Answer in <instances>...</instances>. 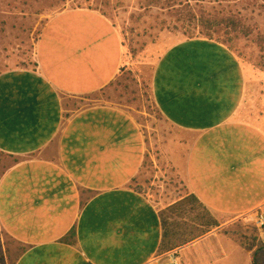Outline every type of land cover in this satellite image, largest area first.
<instances>
[{
  "label": "crops",
  "instance_id": "1",
  "mask_svg": "<svg viewBox=\"0 0 264 264\" xmlns=\"http://www.w3.org/2000/svg\"><path fill=\"white\" fill-rule=\"evenodd\" d=\"M122 51L108 18L66 8L42 27L34 68L0 72V152L15 158L0 176V228L23 247L14 264H147L159 251L160 208L130 186L146 154L142 130L119 107L65 104L106 86ZM150 85L158 112L187 138L176 161L189 193L216 217L264 206V130L237 116L245 76L234 53L201 36L174 41ZM211 229L181 244L182 264H252Z\"/></svg>",
  "mask_w": 264,
  "mask_h": 264
},
{
  "label": "rangeland",
  "instance_id": "2",
  "mask_svg": "<svg viewBox=\"0 0 264 264\" xmlns=\"http://www.w3.org/2000/svg\"><path fill=\"white\" fill-rule=\"evenodd\" d=\"M76 7L93 9L111 21L121 39L122 63L106 86L79 98H65V104L72 110L109 104L136 121L145 139L146 154L130 186L150 197L160 211L189 193L177 166L180 161H176L185 153L187 138L158 112L150 85L154 64L163 49L188 38V33L178 27L181 13L191 9L197 14L205 10L241 16L245 32L220 29L213 31L211 38L228 47L244 70L245 91L237 116L264 130V4L251 5L244 0H0V72L34 68L36 43L46 21L63 9ZM194 36L204 35L196 30ZM14 160L0 152V176ZM193 207L191 216L216 220L218 225L211 231L234 240L250 255L257 251V261L264 262V248L260 247L264 246V229L256 217L257 212H264V206L233 217H216L200 203ZM168 220L180 232L186 226H179L173 217ZM176 247L182 264V245ZM21 248L0 228V264H12ZM163 253L158 251L157 255Z\"/></svg>",
  "mask_w": 264,
  "mask_h": 264
},
{
  "label": "trees",
  "instance_id": "3",
  "mask_svg": "<svg viewBox=\"0 0 264 264\" xmlns=\"http://www.w3.org/2000/svg\"><path fill=\"white\" fill-rule=\"evenodd\" d=\"M244 1H246L247 4L251 5L262 6L264 4V0ZM181 14L182 20L181 24H179L178 27L184 29V31L188 33V38L198 37L194 36L196 30L197 33L203 34V37L208 39H212L211 35L213 31L220 29L245 32L241 16L232 14L230 12L210 13L205 10H201L200 13L197 14L192 12L191 9H188L187 12ZM194 203L199 202L194 194L189 193L182 196L180 199L176 200L160 211L162 238L159 246V251L166 252L170 249H173L176 246L184 244L194 239L195 237L209 231L212 227L218 225L217 221L212 218L191 216V210L194 208ZM171 217H173L176 222L179 223V226L186 225L183 228L181 227L183 231L180 232L178 230L179 227L173 221L168 220ZM187 218L189 219L188 222L186 221ZM260 247L264 248V246ZM247 249L251 250V247H248ZM22 251L23 247L20 249L19 254ZM18 256L14 259L12 264L15 263ZM251 257L252 264H264V262L259 263L257 261V251L253 252Z\"/></svg>",
  "mask_w": 264,
  "mask_h": 264
},
{
  "label": "built area",
  "instance_id": "4",
  "mask_svg": "<svg viewBox=\"0 0 264 264\" xmlns=\"http://www.w3.org/2000/svg\"><path fill=\"white\" fill-rule=\"evenodd\" d=\"M256 217L260 227L264 229V212L263 211L257 212ZM178 253H179V248L175 247L173 249L164 252L161 255L156 254L147 264H181Z\"/></svg>",
  "mask_w": 264,
  "mask_h": 264
}]
</instances>
